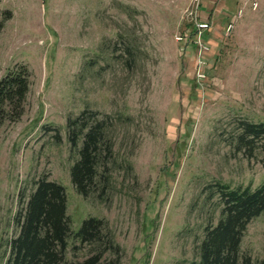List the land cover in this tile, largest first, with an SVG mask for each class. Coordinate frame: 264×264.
<instances>
[{
    "label": "rangeland",
    "instance_id": "rangeland-1",
    "mask_svg": "<svg viewBox=\"0 0 264 264\" xmlns=\"http://www.w3.org/2000/svg\"><path fill=\"white\" fill-rule=\"evenodd\" d=\"M201 1L0 0V21L11 13L0 79L19 64L31 72L24 114L0 120V264L43 176L65 187L74 232L87 217L106 221L99 242L72 234L61 264L100 250V264H192L222 213L218 184L264 182V137L238 142L243 120L264 121V0L255 9L232 0L223 22L212 15L203 86L192 42ZM84 110L107 126L99 172L108 190L94 185L88 197L72 183L68 138V120ZM241 256L264 263V214L249 223Z\"/></svg>",
    "mask_w": 264,
    "mask_h": 264
},
{
    "label": "trees",
    "instance_id": "trees-1",
    "mask_svg": "<svg viewBox=\"0 0 264 264\" xmlns=\"http://www.w3.org/2000/svg\"><path fill=\"white\" fill-rule=\"evenodd\" d=\"M10 17V11L3 15L0 33L4 21ZM30 77V69L19 64L0 79V120L14 122L24 114ZM98 114L97 111L84 110L68 120L69 142L77 155L71 167V179L77 192L84 197L90 196L97 184H102V192L108 190L109 178L99 172L104 151L101 145L106 139L107 126L104 119L98 118ZM90 119L94 121L89 122ZM238 136V142L242 145L263 138L264 121L243 120ZM218 187L223 203L220 219L215 225L206 227L199 246V260L192 264H253L250 257L241 256V244L249 223L264 214V182L255 189H232L220 183ZM15 223L19 232L10 241V255L6 264H61L66 258L72 234L81 243L99 242L106 226L104 219L90 216L74 232L68 214L66 189L46 176L36 181V187L25 206L16 214ZM103 253L104 250H100L75 264H100Z\"/></svg>",
    "mask_w": 264,
    "mask_h": 264
},
{
    "label": "built area",
    "instance_id": "built-area-1",
    "mask_svg": "<svg viewBox=\"0 0 264 264\" xmlns=\"http://www.w3.org/2000/svg\"><path fill=\"white\" fill-rule=\"evenodd\" d=\"M258 0H253V8H257ZM242 11H240V15ZM211 23L208 20L204 19H196L195 21V31H194V39L193 45L196 49V64H195V72L198 83L203 86V83L207 80L206 66H208L209 62V51L211 50L210 43L204 39V34L206 31L211 30ZM233 24H229L228 31L231 30ZM178 40H185L186 37L184 35H180L177 38Z\"/></svg>",
    "mask_w": 264,
    "mask_h": 264
},
{
    "label": "crops",
    "instance_id": "crops-1",
    "mask_svg": "<svg viewBox=\"0 0 264 264\" xmlns=\"http://www.w3.org/2000/svg\"><path fill=\"white\" fill-rule=\"evenodd\" d=\"M217 1H219V3L216 6ZM201 2H202V6L200 8L199 15L201 16V19L208 20L211 23V26H212V15L220 16V19H222L223 22L227 18L226 16H232V13H234L233 11L235 8V3L232 2V0H202ZM237 6H238V2H237ZM208 31H206L205 34H207ZM211 31H212V27H211ZM207 39L208 40L211 39L209 38V35Z\"/></svg>",
    "mask_w": 264,
    "mask_h": 264
}]
</instances>
